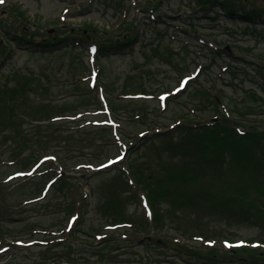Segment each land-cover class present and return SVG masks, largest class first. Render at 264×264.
<instances>
[{"label":"rangeland","instance_id":"1","mask_svg":"<svg viewBox=\"0 0 264 264\" xmlns=\"http://www.w3.org/2000/svg\"><path fill=\"white\" fill-rule=\"evenodd\" d=\"M54 263L264 264L262 0L0 3V264Z\"/></svg>","mask_w":264,"mask_h":264},{"label":"trees","instance_id":"2","mask_svg":"<svg viewBox=\"0 0 264 264\" xmlns=\"http://www.w3.org/2000/svg\"><path fill=\"white\" fill-rule=\"evenodd\" d=\"M246 19H248V20H250V19H252V16H250L249 14L248 15H246ZM28 42H29V40H27ZM49 41H52V40H49ZM49 41L47 42V44H45V45H42V46H44V47H47L46 45H51V44H55V43H57V42H61V41H63L62 39H55L54 41H53V43H49ZM126 43H128V41L127 42H125V44ZM38 45H40V44H38V43H33V47H31V49L30 50H32V49H34V48H36ZM3 52V51H2ZM5 53V52H4ZM3 53V54H4ZM198 139V143L197 144H199V145H201V143L203 144L204 143V140H205V135H203V134H199V135H195ZM206 152H207V155L209 154L208 153V151L206 150ZM210 155V154H209ZM231 256H233V254L231 255Z\"/></svg>","mask_w":264,"mask_h":264},{"label":"flooded vegetation","instance_id":"3","mask_svg":"<svg viewBox=\"0 0 264 264\" xmlns=\"http://www.w3.org/2000/svg\"><path fill=\"white\" fill-rule=\"evenodd\" d=\"M263 2H264V0H262ZM38 229H40V230H45L44 229V227H39ZM74 230H76V229H74ZM73 230H70L69 232H68V235L72 232Z\"/></svg>","mask_w":264,"mask_h":264},{"label":"snow or ice","instance_id":"4","mask_svg":"<svg viewBox=\"0 0 264 264\" xmlns=\"http://www.w3.org/2000/svg\"><path fill=\"white\" fill-rule=\"evenodd\" d=\"M3 2V0H0V3H2ZM226 246H230V245H226Z\"/></svg>","mask_w":264,"mask_h":264}]
</instances>
